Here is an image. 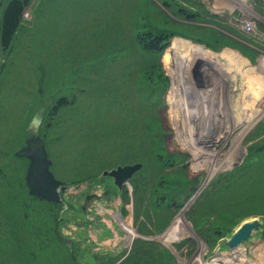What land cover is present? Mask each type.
<instances>
[{
	"label": "rangeland",
	"instance_id": "1",
	"mask_svg": "<svg viewBox=\"0 0 264 264\" xmlns=\"http://www.w3.org/2000/svg\"><path fill=\"white\" fill-rule=\"evenodd\" d=\"M10 37L0 264H264V0H28ZM28 129L61 214L27 194ZM137 163L121 190L101 175Z\"/></svg>",
	"mask_w": 264,
	"mask_h": 264
},
{
	"label": "water",
	"instance_id": "2",
	"mask_svg": "<svg viewBox=\"0 0 264 264\" xmlns=\"http://www.w3.org/2000/svg\"><path fill=\"white\" fill-rule=\"evenodd\" d=\"M15 157L28 160L24 175L28 196L60 205L59 214L64 212L66 207L60 194L65 191L66 185L57 180L50 171L52 162L47 156L43 141L35 130L28 129L26 131L25 147L17 151ZM141 167L142 165L140 163L117 166L113 169L103 171L101 175L111 178L113 184L121 190ZM38 175L42 177V179H37ZM258 227L259 222L257 220L243 223L228 241L227 246L229 249H235L240 244L247 241L252 236V232Z\"/></svg>",
	"mask_w": 264,
	"mask_h": 264
},
{
	"label": "trees",
	"instance_id": "3",
	"mask_svg": "<svg viewBox=\"0 0 264 264\" xmlns=\"http://www.w3.org/2000/svg\"><path fill=\"white\" fill-rule=\"evenodd\" d=\"M26 1L28 0H9L6 3V11H4L2 17L3 29L1 27V36H0V44L3 48L9 46L12 30L15 28V26L18 24L19 21L21 9H22V2L24 3ZM14 158H21V157H14Z\"/></svg>",
	"mask_w": 264,
	"mask_h": 264
},
{
	"label": "bare ground",
	"instance_id": "4",
	"mask_svg": "<svg viewBox=\"0 0 264 264\" xmlns=\"http://www.w3.org/2000/svg\"><path fill=\"white\" fill-rule=\"evenodd\" d=\"M203 57H209V58H211V55H208V54H205V55H203ZM200 70V69H199ZM199 70H198V72H199ZM245 111V110H244ZM242 115H245V114H242ZM242 115H240V116H242ZM234 116H236V115H234ZM213 117H218V115H216V113L214 114L213 113ZM237 117V116H236ZM233 118H235V117H233ZM251 120V115L249 114V113H247L246 114V116L244 117H240L237 121L238 122H235V123H237L238 125H234L233 127H235V129H236V127H239L238 128V130L239 129H241V128H243V126L245 125L246 126V124H248L249 123V121ZM231 121V120H230ZM230 121H229V124H231L230 123ZM234 123V124H235ZM217 143V142H216ZM239 248H235V249H232L230 252H234V251H237Z\"/></svg>",
	"mask_w": 264,
	"mask_h": 264
},
{
	"label": "clouds",
	"instance_id": "5",
	"mask_svg": "<svg viewBox=\"0 0 264 264\" xmlns=\"http://www.w3.org/2000/svg\"><path fill=\"white\" fill-rule=\"evenodd\" d=\"M41 123V117L34 116L30 122V125L33 129Z\"/></svg>",
	"mask_w": 264,
	"mask_h": 264
},
{
	"label": "built area",
	"instance_id": "6",
	"mask_svg": "<svg viewBox=\"0 0 264 264\" xmlns=\"http://www.w3.org/2000/svg\"><path fill=\"white\" fill-rule=\"evenodd\" d=\"M26 16V15H25ZM244 29L248 32H251L253 29H252V24L247 22L244 24Z\"/></svg>",
	"mask_w": 264,
	"mask_h": 264
},
{
	"label": "crops",
	"instance_id": "7",
	"mask_svg": "<svg viewBox=\"0 0 264 264\" xmlns=\"http://www.w3.org/2000/svg\"><path fill=\"white\" fill-rule=\"evenodd\" d=\"M92 48H93V47L88 46L87 50H92ZM254 100H257V96H256L255 94H254ZM260 105H262V104H260Z\"/></svg>",
	"mask_w": 264,
	"mask_h": 264
},
{
	"label": "snow or ice",
	"instance_id": "8",
	"mask_svg": "<svg viewBox=\"0 0 264 264\" xmlns=\"http://www.w3.org/2000/svg\"><path fill=\"white\" fill-rule=\"evenodd\" d=\"M37 179H42V177H40V176L38 175Z\"/></svg>",
	"mask_w": 264,
	"mask_h": 264
}]
</instances>
